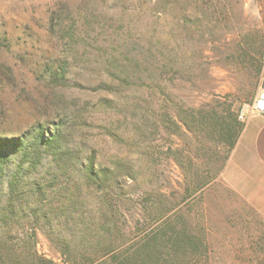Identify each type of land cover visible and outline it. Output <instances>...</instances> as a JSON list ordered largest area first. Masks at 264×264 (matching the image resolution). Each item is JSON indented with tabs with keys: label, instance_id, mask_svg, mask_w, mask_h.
<instances>
[{
	"label": "rangeland",
	"instance_id": "obj_1",
	"mask_svg": "<svg viewBox=\"0 0 264 264\" xmlns=\"http://www.w3.org/2000/svg\"><path fill=\"white\" fill-rule=\"evenodd\" d=\"M124 48L157 56L153 91L120 84ZM54 62L68 71L50 83ZM263 86L264 0H0V138L53 130L58 112L71 114L61 117L59 159L28 169L24 211L6 222L16 254L28 231V248L55 264H96L177 214L174 225L204 242L201 264H264V217L219 176L195 192L194 170L186 175L179 165L202 174L207 162L210 177L233 133L225 140L206 124L243 126L239 115L251 112ZM91 153L122 168L119 212L100 206L77 173L78 158Z\"/></svg>",
	"mask_w": 264,
	"mask_h": 264
},
{
	"label": "trees",
	"instance_id": "obj_2",
	"mask_svg": "<svg viewBox=\"0 0 264 264\" xmlns=\"http://www.w3.org/2000/svg\"><path fill=\"white\" fill-rule=\"evenodd\" d=\"M74 34L73 27H68L67 31L63 34L65 44H67L68 48L73 46ZM120 56L123 57L120 60L122 64H119L117 78L121 82V85L141 86L151 91L157 88L160 69L163 66H160L157 56H154L149 48H124ZM112 61L116 62L114 56L112 57ZM67 71L65 66L57 64L56 62L52 63L47 71L49 82L54 83L55 81L65 80ZM69 115L71 114L67 111H62V113L58 112L56 117H60V119L52 121L50 124L53 130L41 129L34 135L30 134L28 136V134H25L17 138H0V172H4L6 176L8 189L7 195H5L7 197L4 203L0 205V264H55L52 260L37 255L34 245L31 244L28 248V231H25L26 243H24V251L20 252V255H17L15 252L16 244L14 245L12 241L16 232L14 227L8 226L10 224L7 223V225L6 222L15 220V217H18L24 211L21 199L28 196V181H23L26 177L28 178V169H35V163L47 157L51 158V162H56L59 159L54 152L56 150L61 151L60 147H62L59 146V141L63 139L62 132L65 129V120H62L61 117L68 118ZM212 121L209 119L206 124L209 130L214 133L220 131L224 135L223 138L225 140L230 133H233V136H229V139L231 137V142L227 147L226 155L222 158L223 160L217 169L212 168L210 177L207 171V162H201V166L204 169L203 173L206 174L205 176L203 173L198 174L200 166L197 165L195 167L193 164V166L191 165L189 168H186L182 162H179L182 171L186 175H190L194 170L195 178L191 185L195 192L202 191L219 176L242 129V125L238 123H235L231 128H221L220 126L217 128V123ZM184 125L187 126L186 124ZM175 126L178 127V125ZM66 153L63 151L60 155L66 157ZM197 153L198 150H196V155ZM216 159L214 158V162H216ZM78 160L77 173L83 180L85 187L94 190L102 197L100 206L104 209H107V206L119 212V207L116 206L119 205L117 189L120 174H117V172L122 171L121 166L115 168L116 163L112 164V166L98 163L95 161L94 153L89 154L86 158L85 156L78 158ZM130 169H133V167L128 166L127 173H129ZM108 197L112 199L110 200V202L112 201L111 203ZM25 204L27 205V202ZM172 215L160 222L147 234L143 235L138 243L131 246L125 254L114 253L109 258L102 259L96 264L203 263L204 260L200 258L198 252L203 251L205 248L204 242L194 234L191 235L186 227L180 228L174 225V217L177 214ZM111 218H113V215ZM25 252L27 254L26 258L23 256ZM94 261H90L89 263Z\"/></svg>",
	"mask_w": 264,
	"mask_h": 264
},
{
	"label": "crops",
	"instance_id": "obj_3",
	"mask_svg": "<svg viewBox=\"0 0 264 264\" xmlns=\"http://www.w3.org/2000/svg\"><path fill=\"white\" fill-rule=\"evenodd\" d=\"M219 179L264 217V117L251 111Z\"/></svg>",
	"mask_w": 264,
	"mask_h": 264
},
{
	"label": "built area",
	"instance_id": "obj_4",
	"mask_svg": "<svg viewBox=\"0 0 264 264\" xmlns=\"http://www.w3.org/2000/svg\"><path fill=\"white\" fill-rule=\"evenodd\" d=\"M251 111L264 117V86L260 88L259 91L257 92L253 100V103L251 105ZM239 119L241 121H244L245 119L244 113H241L239 115Z\"/></svg>",
	"mask_w": 264,
	"mask_h": 264
}]
</instances>
